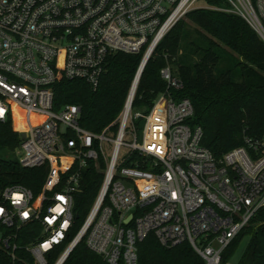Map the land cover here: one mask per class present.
Here are the masks:
<instances>
[{"label":"built area","instance_id":"obj_1","mask_svg":"<svg viewBox=\"0 0 264 264\" xmlns=\"http://www.w3.org/2000/svg\"><path fill=\"white\" fill-rule=\"evenodd\" d=\"M222 2L0 0V124L19 136L13 154L21 167L46 168L37 193L18 183L0 187V246L12 263L62 264L84 239L109 264H138V242L152 233L164 246L188 241L203 264H232L224 249L264 206V137L245 138L216 158L202 144L201 126L189 123L192 102L172 94L183 83L169 65L159 70L165 90L143 115L131 113L136 71L114 132L83 128L77 104L53 109L59 75L95 89L110 55L143 50L142 59L150 57L197 8L240 16L264 42V0ZM138 117L140 142L133 123L128 128ZM127 129L132 141L124 140ZM89 164L102 184L70 238Z\"/></svg>","mask_w":264,"mask_h":264},{"label":"trees","instance_id":"obj_2","mask_svg":"<svg viewBox=\"0 0 264 264\" xmlns=\"http://www.w3.org/2000/svg\"><path fill=\"white\" fill-rule=\"evenodd\" d=\"M207 1L223 5L222 0ZM142 56L143 50L110 55L95 89L81 80L59 75L54 83L53 109L77 104L83 128L94 133L116 131ZM164 65H169L182 81L183 87L171 92L178 99L186 97L192 102L194 114L189 123L201 126L202 144L216 158L244 145L245 138L264 137V42L240 16L206 8L189 11L152 51L139 77L131 109L147 113L156 96L165 90L159 76ZM143 121L138 117L134 122L139 133ZM18 143L19 136L10 124H0V187L18 183L37 193L46 168L21 167L13 154ZM102 180L103 174L92 164L81 170L83 191L76 196L74 209L78 216L70 227V238L82 225ZM244 234H249V242L238 264H264V206L232 238L222 253L223 260ZM23 239L27 237L20 241ZM17 251L31 261L28 252ZM18 263H12L0 246V264ZM62 264L109 263L80 239ZM138 264H203V260L188 241L164 246L149 233L138 242Z\"/></svg>","mask_w":264,"mask_h":264},{"label":"rangeland","instance_id":"obj_3","mask_svg":"<svg viewBox=\"0 0 264 264\" xmlns=\"http://www.w3.org/2000/svg\"><path fill=\"white\" fill-rule=\"evenodd\" d=\"M184 21L187 22L188 24L190 23L187 19H184ZM131 113H132V115H134L135 113H140V110L131 109ZM135 120L136 119H134L132 122H130V121L128 122V128H130L131 124L133 123L134 128L136 129V126L134 124ZM128 130L129 129H127L124 140L125 141H132L133 138L128 133ZM108 135H111V134H108ZM136 137H137V141L140 142V133L139 132H136ZM122 150H123V148H122ZM105 151H106L107 156H109L110 152H111V145L110 144L106 143ZM248 242H249V234H244L243 236H241L240 239L237 241L236 245L234 246V248L232 249L231 253L227 256L226 259L229 262H231L232 264H238L242 254L244 253V251L246 249V246L248 245Z\"/></svg>","mask_w":264,"mask_h":264},{"label":"water","instance_id":"obj_4","mask_svg":"<svg viewBox=\"0 0 264 264\" xmlns=\"http://www.w3.org/2000/svg\"><path fill=\"white\" fill-rule=\"evenodd\" d=\"M148 58H149V56H147V57H145L144 59H142L140 65H139V67H138V69H137V73H136V75H137V76H136V81L139 80V77H140V75H141V72H142V70H143V68H144V65L146 64ZM21 136L24 137L25 134L22 133ZM77 216H78V213L75 212V217H77Z\"/></svg>","mask_w":264,"mask_h":264}]
</instances>
